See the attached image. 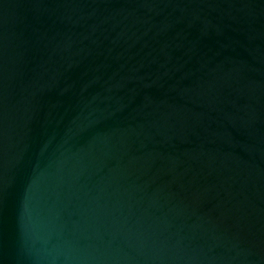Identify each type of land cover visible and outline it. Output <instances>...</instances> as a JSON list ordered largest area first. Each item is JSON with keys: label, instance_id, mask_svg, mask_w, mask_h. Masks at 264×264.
<instances>
[{"label": "water", "instance_id": "water-1", "mask_svg": "<svg viewBox=\"0 0 264 264\" xmlns=\"http://www.w3.org/2000/svg\"><path fill=\"white\" fill-rule=\"evenodd\" d=\"M0 264H264V0H0Z\"/></svg>", "mask_w": 264, "mask_h": 264}]
</instances>
